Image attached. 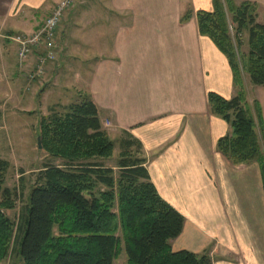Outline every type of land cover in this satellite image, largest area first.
<instances>
[{"label": "crops", "instance_id": "obj_1", "mask_svg": "<svg viewBox=\"0 0 264 264\" xmlns=\"http://www.w3.org/2000/svg\"><path fill=\"white\" fill-rule=\"evenodd\" d=\"M61 1L0 0V37L34 33ZM245 1L264 14V0H236ZM201 10L212 11V0H77L40 84L24 89L38 53L21 63L18 45L0 41V99L6 91L27 98L32 86L42 91L40 102L71 88L79 101L91 98L102 124L141 143L151 182L185 217L173 251H207L214 264H264L262 174L257 163L235 165L217 148L231 128L211 114L208 95L231 99L236 89L228 59L199 33ZM69 59L80 69L74 81ZM246 78L247 98L260 104L264 122V87Z\"/></svg>", "mask_w": 264, "mask_h": 264}, {"label": "trees", "instance_id": "obj_2", "mask_svg": "<svg viewBox=\"0 0 264 264\" xmlns=\"http://www.w3.org/2000/svg\"><path fill=\"white\" fill-rule=\"evenodd\" d=\"M212 2V11L196 14L199 33L228 59L236 89L231 99L208 95L211 114L231 128L217 148L235 165L257 163L264 187L262 110L258 102L249 104L245 91V77L264 87V19L255 2ZM192 15L187 11L182 23ZM55 108L43 119L40 137L43 150L65 164L39 172L19 226L4 212L15 202L5 186L10 164L0 158V264L17 241L23 264H114L122 252L127 264H214L207 251H173L186 219L151 182L139 141L122 132L116 173L102 162L114 156L115 143L94 101L86 97L62 114Z\"/></svg>", "mask_w": 264, "mask_h": 264}, {"label": "rangeland", "instance_id": "obj_3", "mask_svg": "<svg viewBox=\"0 0 264 264\" xmlns=\"http://www.w3.org/2000/svg\"><path fill=\"white\" fill-rule=\"evenodd\" d=\"M73 1L74 4L77 3V0ZM236 3L239 4V2ZM74 7L75 5H73L71 10ZM260 13L261 12L259 11V16L261 20H263L264 14ZM30 30H32V28ZM24 32L22 34H16L13 32L11 33L12 35L6 36H29L32 33H27L25 29ZM4 37H0L1 43L6 41L7 43L9 42L14 44L13 46L16 47V43L4 39ZM92 39L95 41V34H93ZM243 41L242 50L246 52L248 50L247 36L243 38ZM31 57H33V55H30L25 61L20 60L19 56L18 59L21 63L25 62L26 64L29 62ZM69 62L71 63V66L68 65L66 68L68 69V67H70V81H74L75 75L80 69L78 62H76V65L74 64V59H69ZM36 65L37 63H35L33 70L28 68L24 77V80H26L25 83L28 84H25L24 89L29 87V85H32L31 83L34 81H37L38 84H40V82L45 79L46 70L42 77H36L33 79L32 76H34V69H36ZM246 80L247 78L245 77V82ZM246 89L247 86L245 85V91ZM29 92L30 93L27 98L24 97V99L15 100L12 97L11 92L6 91L7 94L0 99V158L8 161L10 164V169L6 176L5 186L11 190V198L15 202V208L13 210H7L4 212L11 221L16 223L17 226H19L23 220V216L26 212V206L28 204V198L39 172L47 165L63 167L65 164L63 160L53 158L49 156L43 148H39L38 140L41 138L40 135L43 119L50 116V110L53 107H56L55 109L57 113L62 114L65 112V108L67 106L80 102L78 100L79 94L73 88L68 91L57 90L55 94L50 93V97L44 98L41 102L37 99V95L42 91L38 89L37 86L30 87ZM23 95L25 96V93H23ZM247 101L250 104V100H248V98ZM102 125L104 130H106L110 138L115 143L114 156L111 159L104 160L102 162L107 167L115 170L117 173V165L122 151L121 140L124 138V135L109 122H105ZM134 150L136 149L134 148ZM141 154L144 155L142 151ZM2 199L3 196L0 195V202ZM116 211L118 210L115 209V212ZM17 243L16 245H13L9 257L1 264H23L18 255ZM114 264H127L124 252H122Z\"/></svg>", "mask_w": 264, "mask_h": 264}, {"label": "built area", "instance_id": "obj_4", "mask_svg": "<svg viewBox=\"0 0 264 264\" xmlns=\"http://www.w3.org/2000/svg\"><path fill=\"white\" fill-rule=\"evenodd\" d=\"M73 0H62L46 18L41 27L29 36L18 35L4 37L18 45V56L25 61L30 55L37 54V65L34 69L33 79L42 77L48 63L57 59V32L64 20L65 15L73 7Z\"/></svg>", "mask_w": 264, "mask_h": 264}, {"label": "water", "instance_id": "obj_5", "mask_svg": "<svg viewBox=\"0 0 264 264\" xmlns=\"http://www.w3.org/2000/svg\"><path fill=\"white\" fill-rule=\"evenodd\" d=\"M38 144H39V148H42V141H41V138H39V140H38Z\"/></svg>", "mask_w": 264, "mask_h": 264}]
</instances>
